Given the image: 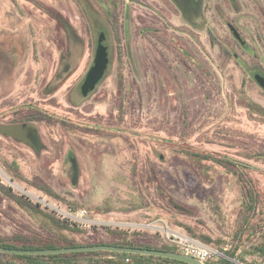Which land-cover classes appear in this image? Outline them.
I'll return each instance as SVG.
<instances>
[{"label": "rangeland", "instance_id": "1", "mask_svg": "<svg viewBox=\"0 0 264 264\" xmlns=\"http://www.w3.org/2000/svg\"><path fill=\"white\" fill-rule=\"evenodd\" d=\"M238 1V16L251 15L246 8L248 3V7H256L253 1ZM256 1L264 9V0ZM98 2L0 0V94L4 95L0 109L24 105L28 113L30 106H37L57 120L51 125L40 123L47 145L41 155L12 146L9 148L16 149L11 152L14 155L0 153V183L11 187L10 179H14L26 188H36L29 181L46 182L71 200L91 206L89 209L99 217L151 222L156 227L167 224L186 229L180 223L191 225L198 234L220 241L217 246L234 252L233 257L240 263L264 264L254 247L264 235V162L251 158L248 173L238 175L230 173L225 162L228 155L240 159L237 154L241 152L231 149L232 132L236 134V149L243 150L242 144L248 142L241 137L248 136L250 146L264 143V119L254 121L251 117L247 124L242 117L245 99L235 97L233 104L229 90L232 82L236 89L260 99L264 105V98L255 95L256 85L247 76L242 83L239 66L219 56V49L210 45L207 33L198 30L191 38L177 30L185 23L171 13L176 9L170 0H101L107 9L116 10L119 25L126 13L132 15L127 35L110 28ZM214 2L204 0L207 18L212 20L217 13L228 20L230 16L221 10L229 4L221 1L217 6L220 11L214 13ZM98 11L101 18L97 21L92 15ZM155 11L163 12L170 22L169 29L157 30L170 49L157 36L141 34L146 23L163 27ZM64 20L70 21L78 34L74 42L66 34ZM99 30L108 33L111 69L88 100L78 109L71 108L69 94L74 92L81 99L78 86L94 63ZM227 32L225 29L221 34L226 36ZM176 51L186 56V62H179L178 75L174 73L177 67L171 64V74L162 59L163 53ZM145 52L152 61L145 62L149 64L145 67L148 78L144 80L141 71V84L148 94L140 106L138 93L124 78L132 69L130 63L141 68ZM134 100L138 102L135 107ZM124 101L129 104L119 118L117 107ZM88 114L113 120L118 137H99L84 129V116ZM62 121L81 126L67 130ZM13 156L19 170L6 162ZM213 157L223 162L218 164ZM83 168L84 175L73 184L72 176L75 180ZM149 176L155 178L154 184L148 181ZM248 180L255 191L254 206L248 195ZM141 189L146 195L148 189L150 198H145ZM19 228L38 229L53 236L64 234L79 242L107 240L109 230H119L77 226L80 231L62 233L42 214L24 209L0 192V235ZM149 230L155 234V229ZM239 235L242 237L237 238Z\"/></svg>", "mask_w": 264, "mask_h": 264}, {"label": "flooded vegetation", "instance_id": "2", "mask_svg": "<svg viewBox=\"0 0 264 264\" xmlns=\"http://www.w3.org/2000/svg\"><path fill=\"white\" fill-rule=\"evenodd\" d=\"M174 5L176 11H171V13L174 16L181 17L185 23V25H181V27L176 28L177 30H183L182 32L189 35V37H196V34L194 33L195 31H204L209 35V42L210 45L213 48L219 49V56L223 58L225 61L231 63L234 62L236 63L237 66H239V71L241 75L243 76L242 83L245 82L244 77L247 76L253 83L256 85V97L259 98V96L264 98V86L260 83L258 77H263L264 78V9H261L259 7V4L257 3L256 0H252L253 4H255L256 7L250 8L248 7L249 3L247 4L246 10H250L252 12L251 15H245L243 17L238 16V9H239V1L238 0H225V3L228 5L226 8H223L221 11H225V15H229L230 18L228 20L224 18L223 15L215 13L216 11H220V8L217 7L219 6V3L224 0H215L214 6L215 8L213 9V12L215 14L212 15L213 19L209 20L207 18L206 13V5L204 4V0H170ZM236 2V3H235ZM99 6L103 9V12L106 13V20L109 23L110 28H113L116 30L115 26L113 25V16H118L116 14V10L113 11L112 9H107V5L104 3L98 2ZM149 8V7H148ZM150 10H153L152 7L149 8ZM98 13V14H97ZM95 14V19L97 21L101 18V13L98 11ZM113 14L111 18H109V14ZM128 13H126L123 17V19H120V23L122 24V33H128V26L127 22H130V19L132 18V15L128 16ZM155 14L159 16V20L162 23L163 27H154L152 23L148 24L146 23L142 28H141V34L145 35L146 37H155L157 36V39L163 40V44L170 49L169 43L167 41H164V36L163 34L159 36V31L157 30H163V29H169L171 27L169 20L165 17L163 12L159 11L156 12ZM108 16V17H107ZM119 18V16H118ZM130 18V19H129ZM105 21V20H104ZM65 26H70L72 28H67V36L70 39L71 42H74V40L78 37L75 29L73 28V25L70 21L64 20ZM105 21V25L108 27V23ZM106 27V28H107ZM108 29V28H107ZM175 29V28H173ZM225 29L228 31L226 36L221 34V32L225 31ZM100 33H103L106 37V41L108 42V33L107 31H98V38H97V43L98 39L100 37ZM124 34V35H125ZM166 38V37H165ZM96 48L95 47V54H96ZM127 49V46L125 47ZM173 49V48H172ZM110 45L108 48L109 52V66L107 68V71L104 75V77L100 80V82L96 85V87L93 90H90L87 95L83 94L82 91V85L83 82L86 79V76L89 72L87 71L83 81L81 84L78 86L79 94L82 95L81 99L79 98V95L77 98L74 96V92L69 94L68 102L71 105V108L78 109L82 103H84L86 100H88L100 87L102 82L106 79V77L109 74V71L111 69L112 65V57H111V52H110ZM144 52V51H143ZM70 53H72V48H70ZM127 55L129 54L128 49L126 51ZM146 53V52H145ZM143 54V53H142ZM147 57L144 60L141 59V68L139 64H133L130 63L132 66V69L129 72V79L128 76L125 79H128L129 82L132 84V88L138 93L139 97V105L143 106L144 100H145V95L147 97L148 92L144 91V85L141 84L143 81L142 78V73L141 71H144V80L145 78H148V70H145V67L148 66L151 63V59H149L148 54L146 53ZM186 57L185 55H183ZM178 51L170 53H163L162 54V59L163 62L167 63V68L169 72H171V64L175 67H177V73L174 71L175 74L178 75V67L179 62H186L185 58L183 57ZM95 58V57H94ZM146 60H148L149 64H145ZM189 64V63H188ZM69 66V65H68ZM67 66V68H68ZM143 67V69H142ZM139 74L141 75V78L139 77ZM122 76V75H121ZM230 87V96L232 99V103L234 104V98L235 97H243L245 99V110L242 114V117L246 120L245 122L248 124L250 121V118L252 117L254 121L257 119L258 121L264 119V105H262L260 99L255 100L254 96H251L245 91H241L235 88V85L231 82L229 83ZM146 88V86H145ZM4 95L0 94V100L3 98ZM135 105H137L136 100L133 101ZM121 105V104H120ZM117 107V112L119 114L120 118V107ZM31 110L29 111V114L25 112V106H17V107H12L10 108H1L0 109V153L7 155H11L14 150H10V146L12 148H27L31 152H33L35 155H41L43 151L46 149V142L41 134L40 131V123L43 122L41 120H38L39 117V112L42 111L41 108L37 106H30ZM245 113V114H244ZM89 116V117H88ZM92 115H85L84 116V121L86 124H82V126L86 128H104L106 127L116 128L115 123H113V120L108 119L105 121L103 117L97 118V116H92ZM256 117V118H255ZM87 120V121H86ZM115 122V121H114ZM45 123V122H43ZM106 124L104 126L103 124ZM46 124V123H45ZM75 125H80L81 124H76L74 122H70V130L73 131V128L71 127ZM108 129V128H107ZM68 130V129H67ZM35 133L38 136L37 138H34ZM249 134V133H247ZM236 134L235 132H232L229 134V137L231 139V149L236 151V152H241L238 153V157L240 159H236L234 157L235 155H228L226 156L225 162L229 166V171L230 173H248L249 168H251L250 165V160L251 158L256 159L257 161H262L264 162V144L260 142H255L250 144L248 136L246 137H241V138H246V141H248L245 144H242L243 150L238 147L236 149L234 142ZM244 136V133H243ZM37 140V144H35L34 140ZM14 145V146H13ZM14 155V154H12ZM236 155V156H237ZM14 157V156H13ZM12 157V158H13ZM16 157V156H15ZM13 159H8L6 162L9 163L10 167H15L17 170L20 169L19 163L16 158ZM214 161L217 162L218 164H221L223 160L217 157H213ZM231 168H230V165ZM233 167V168H232ZM15 172V169L13 170ZM79 171V170H78ZM84 168L82 171L78 173V178L76 182H73V184H76L78 180L84 175ZM72 181H73V176H72ZM248 190V189H247ZM249 191V190H248ZM255 194V192H254ZM249 195V192H248ZM251 202V201H250ZM252 204V203H251ZM250 204V205H251ZM264 230V228H263ZM264 234V233H263ZM242 237L241 235L237 236ZM236 238V239H237ZM253 238V237H252ZM250 237L246 239L247 241H250ZM243 243H245V239L243 240ZM243 245V244H242ZM254 247L257 249L261 257L264 259V235H262L261 240H259L257 245H254ZM230 260L228 261L230 264L232 261H235L237 263H240L239 260L234 258L229 251L227 252ZM233 264V263H232ZM243 264V263H240Z\"/></svg>", "mask_w": 264, "mask_h": 264}, {"label": "trees", "instance_id": "3", "mask_svg": "<svg viewBox=\"0 0 264 264\" xmlns=\"http://www.w3.org/2000/svg\"><path fill=\"white\" fill-rule=\"evenodd\" d=\"M89 16L91 14H88ZM109 18L113 16V14H109ZM95 17V15H92ZM113 25L116 28V33L122 30V25H119L118 16H113ZM121 24V23H120ZM67 28H72L70 24L66 26ZM125 34V33H123ZM127 35V33H126ZM107 42V41H106ZM122 78L123 75H122ZM125 79V78H124ZM129 81L128 79H125ZM123 83V80H120ZM129 104L124 101L121 103L120 107V117L125 113V105ZM132 105L135 107V104L132 102ZM29 112L27 113V115ZM38 120L45 122L47 125H51L53 122H57L55 118L44 111L39 112ZM63 122V121H62ZM68 130H70V123L63 122ZM72 127V125H71ZM75 129V126L72 127ZM84 128V127H83ZM85 129V128H84ZM86 130L92 132L93 135L99 137H107L111 136L112 138L118 137L119 133L117 129H104V128H86ZM129 134V133H128ZM126 136V135H125ZM128 136V135H127ZM126 136V137H127ZM15 175L21 177L23 180L28 181L23 178L21 173H15ZM148 177V181L155 183L154 177ZM144 178V176H143ZM31 184L35 185L37 188L43 190L49 195L57 198L64 203L74 206V207H86L91 208V206L82 205V202L73 201L62 193L58 192L52 185L46 182H37V181H29ZM248 192L250 196V201L253 204L256 201V197L254 196V189L252 188V183L248 180ZM156 192L160 191V189H156ZM0 192H2L5 198H8L26 210H30L33 212H37L45 216L50 220V222L57 228V230L62 233L64 230H71L73 232L80 231L76 225L69 224L66 221H62L57 218L53 213L43 210L38 205L33 204L24 196L18 195L12 191V189L3 183H0ZM141 192L145 198H150V191L147 189V195L141 189ZM161 193V192H159ZM153 200V199H152ZM254 206V204H253ZM247 220V219H246ZM185 226V228L189 231L193 236L201 239L204 242L212 243L215 245L220 244V241L216 242L209 235L198 234L196 230L191 225H186L180 223ZM109 239H91L83 242H79L71 239L67 235L62 234L61 236H53L46 232H43L38 229H27L21 230V228L17 229L11 234L0 235V245L10 247V248H26V249H43V248H58V247H73V246H83V245H97V244H112L118 246H131V247H141V248H150V249H161L166 251H174L182 253L181 249L175 245L169 244L163 241L159 235L151 234L148 232H134L132 234L123 231V230H109ZM234 252H231L233 256ZM130 260V261H128ZM209 264H230L229 262H210ZM0 264H188L186 262L161 257L154 255H146V254H134V253H123V252H111V251H90V252H71V253H62V254H45V255H21V254H9L0 251Z\"/></svg>", "mask_w": 264, "mask_h": 264}, {"label": "built area", "instance_id": "4", "mask_svg": "<svg viewBox=\"0 0 264 264\" xmlns=\"http://www.w3.org/2000/svg\"><path fill=\"white\" fill-rule=\"evenodd\" d=\"M10 188L17 190L21 196H24L30 202L38 205L43 210L53 213L57 218L66 221L69 224L83 228L106 226L119 229L128 233L147 232L155 229V234L172 245L181 249L182 253L195 256L203 261L210 262H228L230 257L227 249L221 248L215 244L207 243L193 236L183 227L172 228L167 224L155 226L151 222L129 221L126 218H104L97 216L94 209L85 207L70 206L63 201L54 198L48 193L38 188H26L14 179H10ZM130 261V260H128Z\"/></svg>", "mask_w": 264, "mask_h": 264}, {"label": "water", "instance_id": "5", "mask_svg": "<svg viewBox=\"0 0 264 264\" xmlns=\"http://www.w3.org/2000/svg\"><path fill=\"white\" fill-rule=\"evenodd\" d=\"M109 66V52L108 44L106 42V37L103 33H100L98 39L96 54L94 58V63L90 68L85 81L82 85V91L84 95H87L90 90H93L100 80L104 77L107 68ZM260 83L264 86V78L258 77ZM34 138L38 139L35 133ZM37 144V140H34ZM77 172V168H76ZM78 173H76V177ZM78 178V177H77ZM77 178L73 180L76 182ZM0 251L9 254H21V255H45V254H62L71 252H90V251H111V252H123V253H134V254H146L172 258L186 262L188 264H209L195 256L187 255L180 252L166 251L161 249H150L141 247H131V246H118L112 244H97V245H83V246H73V247H58V248H43V249H26V248H10L0 245Z\"/></svg>", "mask_w": 264, "mask_h": 264}, {"label": "crops", "instance_id": "6", "mask_svg": "<svg viewBox=\"0 0 264 264\" xmlns=\"http://www.w3.org/2000/svg\"><path fill=\"white\" fill-rule=\"evenodd\" d=\"M37 188V187H36ZM39 189V188H38Z\"/></svg>", "mask_w": 264, "mask_h": 264}]
</instances>
